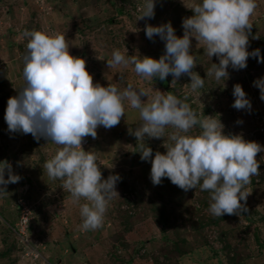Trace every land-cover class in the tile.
Instances as JSON below:
<instances>
[{"label":"clouds","instance_id":"9594fccd","mask_svg":"<svg viewBox=\"0 0 264 264\" xmlns=\"http://www.w3.org/2000/svg\"><path fill=\"white\" fill-rule=\"evenodd\" d=\"M154 5L155 0H143L138 19L153 17ZM185 6L193 15L182 19L180 37L170 22L145 25L146 37L158 35L165 42L164 54L159 59L126 56L121 50L113 49L107 65L132 64L135 73L151 79L164 80L171 74L172 84L186 74L191 89L195 90L202 88L205 81L193 71L196 62L190 51L191 38L203 44L208 57H217L218 63H211L206 71V76H214L216 80L228 76L229 66L245 68L250 56L257 58L258 63L264 62L259 48L247 51L252 28L249 18L257 7L256 0H191ZM22 35L27 38L25 84L17 95L7 99L4 120L9 131L30 133L37 140L43 137L62 146L43 167L50 178L63 181L62 188L74 200L86 201L80 205L82 230L101 226L109 201L118 195L116 184L121 179L118 174L102 179L96 157L83 150L82 139L88 135L95 138L98 126L107 129L118 124L125 114V102L139 110L142 123L134 130L129 129V134L138 141H144L146 135L165 137L166 127L173 129L163 144L164 153L157 151L153 155L151 147L141 144L140 158L151 163L153 185L160 184L163 177L184 191L199 185L201 191L209 192L208 210L213 216L247 212L246 204L241 203L249 194L244 186L251 176L259 174L256 154L264 152V146L245 140L241 134H224L219 119L198 117L188 103L169 91L155 90L150 95V90L134 87L131 82L123 88L113 83L106 87L99 82L93 84L85 60L69 54L64 35L40 30H25ZM253 84L264 101V76ZM232 95V107L251 109V102L239 83L233 85ZM197 125L200 131L192 133L190 130ZM19 179V175L12 173L10 164L0 162V193L5 192L4 186Z\"/></svg>","mask_w":264,"mask_h":264},{"label":"rangeland","instance_id":"374dc122","mask_svg":"<svg viewBox=\"0 0 264 264\" xmlns=\"http://www.w3.org/2000/svg\"><path fill=\"white\" fill-rule=\"evenodd\" d=\"M45 1L47 2L44 3L43 0H0V93L10 89L14 90L17 87L21 89L24 86L23 66L24 56L27 52V38L23 37L22 34L29 28L24 25H29L32 22L35 25L41 21L40 31L48 34L64 35L68 44L69 54L85 60V67L92 75L93 84L99 82L106 87V81L109 82L111 80L119 84L122 76L130 80L134 87H143L150 90V95L154 94L155 90L168 92L167 86H176L179 89L178 92L183 93L185 97H192V102L199 107L200 111L205 104H209L211 117L221 121L224 125L222 129L224 134H241L245 140L255 141L264 146V101L260 99L259 88L253 84L254 80L264 76V62H260L258 66H255L258 64L257 59L251 61L248 57L245 68L233 69L229 66L227 69L228 76L216 80L214 76H206V71L211 63L218 62L217 57L215 55L211 58L208 57L203 50V44L196 41L195 38H191L192 46L190 51L196 62L193 71L204 78V85L208 83L211 90H215L213 96H210L211 92L205 90L207 86L195 90L191 89L189 85L190 77L186 74H182L173 84L171 83L173 76L169 74L167 76L169 78L168 83L159 79L160 86H156L151 81V78H144L135 73L132 64L127 66L120 64L112 67L107 65V60L112 58L113 49L121 50L126 56L134 55L139 58V51L136 48L139 43L145 44L159 59L164 54L165 42L158 35H154L151 39L146 37V35L141 36L139 31L145 29L146 24L159 26L170 22L175 29V34L178 37L182 36V23L175 18L174 14L178 10L182 11L180 7L183 0H155L154 16L140 19L138 18L142 14L143 3H137L136 8L130 10L132 17H128L119 15L117 5H112L111 1L108 2L109 0H99L96 4H90L89 2L87 3L88 6L84 8L81 7V2L82 5L84 4L82 0ZM184 3L189 5L190 0H184ZM256 4L257 7L250 16L249 22L254 26L255 30L264 32V0H256ZM111 17H117V20L122 19L120 22H116L115 28L114 25L104 23V20ZM131 21L135 22L136 26ZM80 29L83 30L81 31ZM110 31H112L111 34L109 33ZM105 34L110 35V37H105ZM249 45L248 43L247 51L251 49ZM104 55L107 56L104 57ZM106 58L108 59L106 60ZM120 72L124 75H120ZM242 77L245 79L243 80L245 81L243 85H247L243 90L251 102L250 110H237L232 107L234 101L232 93L217 87L218 84L216 83H222L226 88L230 86L233 88V79ZM119 88L123 87L119 85ZM141 99L146 100L147 97H142ZM124 110L125 114L121 116L118 124L107 129L103 126H98L95 138L88 135L82 139L83 150L86 151V148H84L86 146L87 151L94 153L95 157H97V166L103 178H107L110 174L121 175L136 190L132 192L134 197L137 193L142 201L140 202V212L133 218L135 223L129 230H121L123 229L121 223L115 225L116 229H118L117 231L120 230L117 233L119 239L131 244L127 249L119 245L117 252L114 250V244H119V241L115 238L110 227L114 226L112 224L113 221L107 220L105 216L102 222L103 224L106 221L105 227L102 226L99 232H97V228V230L90 229L91 232H96L89 237L92 242L83 237L82 240H77L75 234L66 235V229L72 231L80 228L83 231L80 227L82 223L80 205L86 201L84 198L76 201L69 195L70 193L66 199L52 198L59 195L64 189L60 188L56 193L52 192L49 185H51V181L54 178H50L47 175V171L44 172L41 169L44 162L50 159L62 146L55 144L51 140L44 141L45 138L43 137L37 140L30 133L24 134L22 132L9 131L4 120L5 112L0 114V157L2 154L8 153V162L11 163L13 174L18 175L16 173L17 169L14 167L18 163L20 168L18 169L22 170L23 174L31 176L35 184L37 182V184L43 185L41 190L36 192L35 186L31 191L32 186L29 182H24L22 186L17 182L15 190L11 186H5V192L0 193V210L5 213L6 211L9 213L10 208L15 203L14 198L17 193L18 195L24 192L28 194L30 191L35 204L38 207L41 206L38 211L34 210L35 204H31V202L29 203L21 198L32 209V216L29 221L34 224V232L29 229L22 236L17 228L19 218L16 220L11 218L14 223L10 225V229L14 233L15 242L18 245V248L15 249L19 257L17 264H50V256L58 263V255L62 254V252L63 259L60 261L61 264H116V258H114L113 254L124 256L126 260L136 256L135 264H153L150 257L151 246L148 238H151L153 234L161 237V232L150 216V210L147 208L149 203L147 202L155 196L156 188L163 185L161 183L153 185L150 180L151 163L138 160V157L132 152L134 149L132 145L138 144L140 141L134 135L129 134V129L134 130L142 123L139 110L132 108L127 102H125ZM220 114L223 117L219 116ZM238 120H241L242 123H237ZM171 129L168 126L169 131H165V137L151 138L159 149L166 150L163 144L167 142V134L171 132ZM190 131L197 133L194 128ZM36 140L44 142L43 145H40L41 152L37 151L34 146ZM25 147L27 152H20ZM17 153L19 156L15 159L14 155ZM256 159L259 163V174L251 176L249 183L244 186V190L249 194L246 201H241V203L246 204L248 209L255 208L259 210V213L262 214L264 213V152H258ZM5 179H7V169L5 170ZM56 180L59 183H63L60 179ZM13 191H15V194H13ZM190 203V211L194 207L200 206L195 199H191ZM143 205H145L144 208H142ZM123 207L126 208L127 206L123 205ZM107 208L110 210L112 204L108 203ZM166 208L169 207L167 206ZM136 211L137 209L133 208L132 213ZM53 213L56 214L54 215ZM208 215H210L209 210H202L196 216V219L199 217L206 218ZM165 216L170 219V213L167 210ZM0 219L5 220L3 215H0ZM248 223L249 220L247 221L240 217L239 229L242 230V227L244 228ZM255 225L260 227L262 238H264V222L255 223ZM219 230L216 225H207L201 236L197 237L195 234L198 241L202 243L201 246L196 243L192 236L191 240L194 241V245L199 247L195 248L191 253L180 256L178 258L180 263L224 264L227 262L226 253L223 251L222 243L218 239ZM237 232L234 231L232 235L239 236ZM8 233L6 228L3 231L0 225V250L7 246V242L4 241L5 236L8 235V239H13V236ZM232 235L229 236L231 240L233 239ZM144 239L145 241L142 242ZM204 240L207 243H204ZM59 241H61L59 245L54 244L55 242L59 243ZM73 244L75 245L74 247L72 246ZM54 245L56 246L53 247ZM257 245L252 242L251 247L255 250L252 252L251 260L244 264H264V247L258 249ZM138 247L139 251L136 252L135 249ZM20 248H22V251ZM240 250L243 252L242 248ZM215 252L217 253L216 256H214ZM40 257L42 260L39 261ZM8 259L10 258L8 257ZM1 261L7 262V259Z\"/></svg>","mask_w":264,"mask_h":264},{"label":"trees","instance_id":"16d2710c","mask_svg":"<svg viewBox=\"0 0 264 264\" xmlns=\"http://www.w3.org/2000/svg\"><path fill=\"white\" fill-rule=\"evenodd\" d=\"M50 1H53V0H50ZM82 1H84V4L82 5V2H81V7L84 8L85 6H88L87 3L90 2V4L91 3L96 4V2L99 0H82ZM110 1L112 2V5H117L119 15L128 16V17L131 16L130 10L135 9L137 3L139 4L143 3V0H109L108 2ZM43 2L46 3L47 1L43 0ZM190 3H191V0H190ZM181 4L182 5L180 8L182 9V11L178 10V12H175L174 15H175V18L179 19V21L182 23V19L185 17L191 16L193 12L188 7L184 8L185 4L183 2ZM116 18H113V17L108 18L104 20V23L107 25H114V28H115L116 22H120L122 20V19L117 20ZM88 20L90 21V19ZM88 20L87 22H89ZM32 23H30L29 25H24V26L29 27L28 30H40V26L42 24L41 21L36 23L35 25H33ZM131 23L134 26H136L135 22L131 21ZM80 30L82 31L83 29H80ZM109 33L111 34L112 31H110ZM139 34L141 36L145 35L144 29L139 31ZM255 35H258L259 39H253V36ZM105 37H110V35L105 34ZM249 37H250L249 46L251 49L248 51L251 52L252 50L256 48H259L260 56L264 57V32L255 30L254 26L252 25L251 33ZM136 48H138L139 56H147V57H152V58L157 59V56L154 55L145 46V44L139 43L138 45H136ZM106 56L107 55H104V57ZM249 58L251 59V61L257 59L252 56H250ZM107 59L108 58H106V60ZM259 64L260 62L256 64L255 66H258ZM120 75H124V74L120 72ZM125 78L126 77L121 76L120 77L121 80L119 84L111 80L109 82L106 81L105 85L107 86L109 83H113V84H116L118 88H119V85L124 87L130 82V80H128L127 78L125 79ZM164 80L167 81V83L169 82L168 77H166ZM243 80H245L243 79V77L238 78V79H233L232 83L234 84L239 83L242 86V88H245L247 87V85H243V82H245ZM151 81H153L156 86H160L158 77H154L153 79H151ZM216 83L218 84L217 87L221 89H226V91L229 93H233V88L231 86L229 88H226L224 87V85H222V83H219V82H216ZM204 86H207V89L205 88V90H208L209 92H211L210 96H213V93H215V90L212 91L208 83H205ZM167 88L169 92L176 95L179 99L184 100L186 103H188L190 107L197 113L198 117L203 118L204 115L211 116L210 111H209L210 110L209 104H205L202 107V110L200 111L199 107L195 103L192 102V97L190 96L185 97L183 93L178 92L179 89L176 86H167ZM19 90H20V87H17V88H14V90L10 89L6 91H2L0 93V114L2 112H5L7 99L9 97L17 95ZM232 97L234 98L233 95ZM219 116H222V115L220 114ZM194 129L197 130V133L200 131L198 125L194 126ZM172 130L173 129H171V131ZM165 131H169L168 127H166ZM44 141H47V140L44 139ZM43 143L44 142H38L36 140V144H34V146L36 147L37 151L41 152L40 145H43ZM141 144H143L146 147L147 146L151 147V149L153 150V155L157 151L161 153H164L166 151L164 149H159L155 145V141L145 136L144 141H140V143L132 145L134 147L132 152L135 156L138 157V160H141L140 152H139L141 150ZM84 148H86V151H87V147L84 146ZM22 151L27 152L26 147L21 149L20 152ZM37 151H36V154H37ZM18 153L14 155L15 159L18 158L19 156ZM8 159H9L8 153L2 154V156L0 157V162H6L8 164H11L10 162H8ZM147 162H150V161H147ZM14 167H16L17 169L16 173L20 176V179L18 181V183H20L19 185L22 186L24 182H29L30 185L32 186L31 191L34 189V186L36 187V192H39L41 190V187H43V185L42 184L40 185L39 183L37 184V182L35 184L31 176H27L23 174L22 170H19L20 168H19L18 163L15 164ZM41 169L44 172L46 171V169H44L43 166H41ZM119 176L121 179L116 184L117 186L116 191L118 195L114 196L109 201V203L112 204V208L110 210L106 208V212L104 214L107 220L113 221L112 224L114 226H110V227L115 235V238H117V241H119V244L118 243L114 244L115 252L118 251L119 245L125 249H127L131 245L129 242H124L119 239V237L117 236V233L120 230L117 231L118 229H116L115 225H117L118 223H121L122 228H123L121 230H125V231L129 230L135 223L133 218L136 216V214L140 212V206H141L140 202H142L140 200L141 199L140 196H138L137 193L135 197L132 194V192L136 190L130 184H128V182L121 175ZM102 179H106V177L103 178L102 176ZM16 183H9L6 186H11L13 187L12 189L15 190L16 189L15 186H17ZM161 184L163 186L157 187L155 196L153 198H150V200L147 202L149 203L147 208H149L150 210V216L152 220L155 222V224L159 227V230L161 232L160 234L161 237L159 236L157 237L155 234H153L151 238H148V241L151 246L150 257H151V260L153 261V264H181L180 259H178L180 256L185 255L189 252L191 253L192 251L195 250V248H198L199 246L202 245V243H200L198 239L195 237V234L197 237L201 236L204 231V228L207 225L208 226L216 225L218 229H220L218 239L222 243V249L226 253L225 258L227 259V262H225L224 264H244L248 260H251V256L253 254L252 252L255 250L254 248L251 247L252 242L254 244H258L257 245L258 249L259 248L261 249L262 247H264V238H262V231L258 225H255V223L264 222V213L260 214L259 210L255 208H250V209L247 208V212H241L240 215H236L234 213V214H224L221 217H219V216H213L209 212L210 215L206 216V218L199 217L196 219V216H198L200 211L202 210L207 211L209 209V202H210L209 192L207 190L201 191L199 188V185H197L196 188L189 189L188 191H184L183 189L171 183L170 180L166 177L162 178ZM49 188L52 189V192L56 193L58 189L62 188V183H59L56 179H54L51 181V185H49ZM26 193L27 192H24L19 195L17 193L15 195V198H14L15 203L12 205V208H10L9 213L7 211L6 213L3 211L4 212L3 213L2 210H0V215H3V217L5 218V220L0 219L1 229L4 231L6 228V230L9 232L8 234L13 236V239L11 238L8 239V235L4 237L5 239L4 241L7 242V246L3 250H0V264H17V260L19 257H18V253L16 254L15 249L18 248V245L15 242L14 233L10 229L11 228L10 225L14 223L12 219L16 220L20 216V207H21L20 205L21 204L19 203V199L23 198L27 200L29 203L31 202V204H35L32 193L30 191L28 194ZM13 194H15V191H13ZM68 194L69 193L66 190H64L63 192L61 191L59 195L54 196L52 198L54 199L55 198L57 199L65 198L66 199ZM191 199L197 200L200 206L194 207V209L190 211ZM123 205H126L127 207L124 208ZM144 206L145 205H143L142 208H144ZM167 206L169 208H166ZM40 208L41 206L38 207V205L35 204V207L33 209L34 210L36 209L38 211V209ZM133 208L137 209V211L134 213H132ZM166 210L170 213V219L166 218L165 216ZM33 214H34V211H33ZM53 214L55 215L56 213H53ZM240 217L246 219L247 221L249 220L248 225L244 226V228L242 227V230L239 229V218ZM105 225H106V221L103 224H101L100 227L97 228L98 229L97 232L101 230L102 226L105 227ZM33 228H34V224L30 222L29 229L32 232H34ZM232 229L234 231H238L237 233L239 234V236L232 235L234 232ZM93 233H96V232L94 231L91 232L90 230L81 231L80 228L74 229L72 231H69L66 229V235L75 234V238H77V240H82L83 238H86L91 241L89 237L90 235H93ZM231 235L233 236L232 240L229 238V236ZM192 236L194 237L196 243H198L199 246L194 245V241L191 240ZM61 241H59V243L55 242L54 244L59 245ZM144 241L145 239L142 242ZM205 242L207 243L206 240H204V243ZM56 245H54L53 247H55ZM72 246L74 247L75 245L73 244ZM241 248L243 249V252L240 250ZM20 249L22 251V248ZM135 251L138 252L139 247L136 248ZM62 254L60 253L58 255L59 256L58 263H56L57 261H55L54 258H51L50 256L49 257L50 264H59V263L61 264L60 261L63 259ZM113 255H114V258H116V261H115L116 264H135L134 261L137 258L136 256H133L132 258H129L126 260L124 256H117L115 254ZM216 255L217 253L215 252L214 256ZM8 257L10 259H8ZM4 259H7V262L1 261ZM40 260H42L41 257L39 258V261Z\"/></svg>","mask_w":264,"mask_h":264},{"label":"built area","instance_id":"2783aa9c","mask_svg":"<svg viewBox=\"0 0 264 264\" xmlns=\"http://www.w3.org/2000/svg\"><path fill=\"white\" fill-rule=\"evenodd\" d=\"M20 206V216L17 222V228L19 229L20 234L23 236L29 227V220L32 216V209L27 206V204L19 199Z\"/></svg>","mask_w":264,"mask_h":264}]
</instances>
